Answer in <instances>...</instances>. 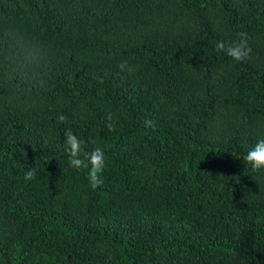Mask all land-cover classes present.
<instances>
[{
  "label": "trees",
  "instance_id": "1",
  "mask_svg": "<svg viewBox=\"0 0 264 264\" xmlns=\"http://www.w3.org/2000/svg\"><path fill=\"white\" fill-rule=\"evenodd\" d=\"M260 139L264 0H0V264H264Z\"/></svg>",
  "mask_w": 264,
  "mask_h": 264
},
{
  "label": "clouds",
  "instance_id": "2",
  "mask_svg": "<svg viewBox=\"0 0 264 264\" xmlns=\"http://www.w3.org/2000/svg\"><path fill=\"white\" fill-rule=\"evenodd\" d=\"M240 39L238 41H233L225 43L223 40H219L216 43V51L224 52L226 55L231 57L236 62L245 61L249 58L251 54V48L248 45L246 34L240 33ZM121 71L129 70L131 71L129 65L126 61L120 64ZM67 119L63 114L59 115L58 120L63 123ZM109 123L106 128L109 132L115 130V125L111 123L112 116H108ZM146 128H152L155 130V124L152 120H145L144 122ZM64 146L65 152L69 157V166L74 169L86 168L88 169V179L90 186L92 188H97L103 184L101 178L104 167H105V154L100 147H96L91 152L84 151V145L80 138L75 135L71 129H67L64 132ZM83 156V159L81 158ZM245 164L251 165L253 171H259L264 169V139H260L257 143L247 152L243 157ZM36 175V170L34 168L29 169L25 174V180L29 181Z\"/></svg>",
  "mask_w": 264,
  "mask_h": 264
}]
</instances>
